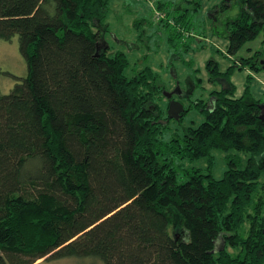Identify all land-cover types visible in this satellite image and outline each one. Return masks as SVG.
Here are the masks:
<instances>
[{
  "label": "trees",
  "instance_id": "obj_1",
  "mask_svg": "<svg viewBox=\"0 0 264 264\" xmlns=\"http://www.w3.org/2000/svg\"><path fill=\"white\" fill-rule=\"evenodd\" d=\"M234 1L228 55L264 32V0ZM107 3L0 0V39L18 36L27 67L0 90V264H264V106L224 80L197 127L157 123L156 75L126 76V56L102 47ZM212 150L248 157L227 156L217 179Z\"/></svg>",
  "mask_w": 264,
  "mask_h": 264
},
{
  "label": "rangeland",
  "instance_id": "obj_2",
  "mask_svg": "<svg viewBox=\"0 0 264 264\" xmlns=\"http://www.w3.org/2000/svg\"><path fill=\"white\" fill-rule=\"evenodd\" d=\"M221 1L108 0L103 23L99 26L102 47L107 46L111 54L122 52L126 56V76L135 77L146 68L156 75L153 80L159 89L156 103L161 109V119L168 117V99L163 91L171 92L176 85L180 87L182 96L174 95L173 99L180 100L186 109L180 120L167 122V126L178 134L203 121L204 115L198 108L203 107V101L213 95V90L223 88L218 79L227 80L234 86L235 97L247 89L251 97L264 104V32L228 55L223 22L239 9L235 8L234 0H229V9L221 12L218 9ZM210 60L217 63V70L221 72L218 78L210 79L207 68ZM0 68V90L3 93L12 88L16 80L14 76H26L27 67L19 51L17 35L10 40L0 39ZM211 154L212 175L217 179L226 170L227 156L239 157L242 163L248 157V153L236 150H212ZM183 165L188 170L194 165L205 170L209 159L203 157L192 163L185 159ZM184 179L183 174L177 177L178 181ZM172 223L169 233L178 236L175 232L179 226L176 215L172 216ZM45 264L100 262L89 257H72L47 260Z\"/></svg>",
  "mask_w": 264,
  "mask_h": 264
},
{
  "label": "water",
  "instance_id": "obj_3",
  "mask_svg": "<svg viewBox=\"0 0 264 264\" xmlns=\"http://www.w3.org/2000/svg\"><path fill=\"white\" fill-rule=\"evenodd\" d=\"M173 93H176L175 89L172 90L171 92L163 91V94L167 98H170ZM261 106H264V104H262ZM183 111H184V107H183L181 102L175 101V100H170V102L168 104V108H167V116H168L167 119H165V120L159 119L156 122L165 125V124H167V122L170 118H173L175 120H179ZM262 116L263 115H260V118H262ZM223 245H224V242L222 241L221 236H219L218 240L215 242V247L213 249V252H218V251L222 250Z\"/></svg>",
  "mask_w": 264,
  "mask_h": 264
},
{
  "label": "flooded vegetation",
  "instance_id": "obj_4",
  "mask_svg": "<svg viewBox=\"0 0 264 264\" xmlns=\"http://www.w3.org/2000/svg\"><path fill=\"white\" fill-rule=\"evenodd\" d=\"M224 26H225V28H227V25L224 24ZM218 80H219V82L221 81L220 82L221 83V87H225V85H227V83L225 84V81L224 80H221V79H218ZM173 89H175V92L176 93H173L170 98H167L166 97L168 99V104H169L170 100H175V99H173V96L174 95H178V97L182 96V93L183 92L180 90V87L178 85H176ZM187 96L188 95H186L185 97H187ZM215 100L216 99H215V96L214 95H209L208 98H207V100L206 101H203V107L198 108V110L201 111L202 113H204V112L205 113L211 112L214 109ZM175 101L181 102L180 100H177V99ZM195 103H197V101H195ZM182 105H183V103H182ZM183 107H184V105H183ZM185 109H186V107H184V111H185ZM184 111L182 112L180 119L182 118V115H183ZM166 114H167V112H166ZM262 115H263L262 118H264V112L262 113ZM170 120H175V119L170 118L168 121H170Z\"/></svg>",
  "mask_w": 264,
  "mask_h": 264
},
{
  "label": "crops",
  "instance_id": "obj_5",
  "mask_svg": "<svg viewBox=\"0 0 264 264\" xmlns=\"http://www.w3.org/2000/svg\"><path fill=\"white\" fill-rule=\"evenodd\" d=\"M235 8H238L237 6H235ZM234 13H236V12H234ZM226 25H228V24H226Z\"/></svg>",
  "mask_w": 264,
  "mask_h": 264
}]
</instances>
